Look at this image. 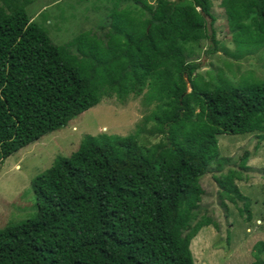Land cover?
<instances>
[{"label": "trees", "instance_id": "1", "mask_svg": "<svg viewBox=\"0 0 264 264\" xmlns=\"http://www.w3.org/2000/svg\"><path fill=\"white\" fill-rule=\"evenodd\" d=\"M32 1L0 0L1 162L103 96L142 94L152 108L124 135L84 134L31 177L33 212L0 228V264H193L190 240L216 226L197 213L199 177L222 165L216 135L264 140V78H204L195 47L206 40L204 54L237 58L264 46V0H218L233 51L215 38L214 0H109L102 36L83 30L60 44L29 19ZM214 179L220 204L242 200L249 220L240 172ZM254 247L250 264H264V242Z\"/></svg>", "mask_w": 264, "mask_h": 264}, {"label": "rangeland", "instance_id": "2", "mask_svg": "<svg viewBox=\"0 0 264 264\" xmlns=\"http://www.w3.org/2000/svg\"><path fill=\"white\" fill-rule=\"evenodd\" d=\"M110 7L109 0H33L26 5L25 11L30 20L46 27L51 42L60 44L83 30L102 36L107 30L106 13ZM210 12L214 17L212 27L216 40L233 51L226 14L218 0L212 1ZM208 43L202 40L193 55L200 62L197 72L204 78L208 72L214 75L218 69L232 82L239 81L242 76L249 80L264 78V46L252 48L236 58L219 50L213 55L204 54ZM224 60L230 62L229 67L223 64ZM151 108L152 104L144 103L142 94L128 97L124 102L103 96L97 104L69 119L63 127L5 157L0 161V228L9 221L31 215L34 208L29 181L48 167L56 154L68 155L75 150L84 134L124 135L132 131ZM142 138L154 142L159 136L143 134ZM216 140L222 165L219 171L208 169L199 177L203 193L197 211L199 216H210L216 226L201 227L190 240L192 261L193 264H250L256 242H264V140L258 141L254 132L217 134ZM244 151L248 152V167L240 169L238 162ZM227 168L241 174V179L234 182L249 198V220L240 210L242 200L236 203L224 200L225 206L220 204V188L214 176Z\"/></svg>", "mask_w": 264, "mask_h": 264}]
</instances>
